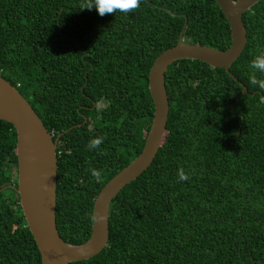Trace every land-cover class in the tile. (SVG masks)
<instances>
[{"label":"trees","instance_id":"trees-1","mask_svg":"<svg viewBox=\"0 0 264 264\" xmlns=\"http://www.w3.org/2000/svg\"><path fill=\"white\" fill-rule=\"evenodd\" d=\"M81 3L0 0V75L53 139L62 134L56 227L71 245L89 239L95 198L141 152L154 112L149 71L185 20V42L231 45L215 0H141L132 13L103 17ZM242 20L247 42L229 68L238 82L199 61L168 67L162 145L112 200L106 247L71 264H264V90L249 80L250 61L264 52V0ZM96 137L103 143L89 150ZM181 167L190 180L178 182ZM90 168L102 171L101 182ZM16 184V133L0 120V264H41Z\"/></svg>","mask_w":264,"mask_h":264},{"label":"water","instance_id":"water-1","mask_svg":"<svg viewBox=\"0 0 264 264\" xmlns=\"http://www.w3.org/2000/svg\"><path fill=\"white\" fill-rule=\"evenodd\" d=\"M215 1L229 24L230 47L222 51L185 42V20L177 44L155 59L148 75V91L154 112L144 146L139 155L113 176L95 198L92 214L95 219H92L90 237L81 245L64 242L56 227L57 148L61 135L53 139L28 101L0 75V120L11 124L16 133L17 184L11 188L19 196V205L40 253L41 264H71L88 260L106 247L112 200L148 169L162 145L169 113L165 72L172 63L180 60L203 62L212 68L224 69L238 82L229 68L240 57L247 42L242 16L261 0H237V5H233L232 0ZM239 84L242 94H247L246 87Z\"/></svg>","mask_w":264,"mask_h":264},{"label":"clouds","instance_id":"clouds-1","mask_svg":"<svg viewBox=\"0 0 264 264\" xmlns=\"http://www.w3.org/2000/svg\"><path fill=\"white\" fill-rule=\"evenodd\" d=\"M141 0H82L81 9L91 10L95 8L98 11V14L103 17L106 14H115L116 12L129 14L134 12L140 7ZM233 5H237V0H232ZM249 80L250 83L254 86H257L259 89L264 90V79L257 77V73L264 74V52L255 56L249 64ZM259 103L264 105V96H261ZM103 137H96L89 140L87 145L89 150H96L103 143ZM92 177L97 181L101 182L103 173L101 170L96 168H90ZM178 182H185L190 180V176L186 174L183 167L178 169ZM95 219V217H91Z\"/></svg>","mask_w":264,"mask_h":264},{"label":"flooded vegetation","instance_id":"flooded-vegetation-1","mask_svg":"<svg viewBox=\"0 0 264 264\" xmlns=\"http://www.w3.org/2000/svg\"><path fill=\"white\" fill-rule=\"evenodd\" d=\"M97 106V104H94V106H93V108H95ZM82 117L84 118V121H83V125H86V127H87V131H92L93 129H94V127H93V124L92 123H89V122H91V119H89V120H87V118L84 116V115H82ZM89 121V122H88ZM76 126H80V124H78V125H76ZM73 127H71L69 130H71ZM68 131V130H67ZM52 134V137H53V133H51ZM59 135H61L62 136V134H59ZM58 135V136H59ZM57 136V137H58ZM61 136L59 137V139H58V146H59V143H60V138H61ZM56 137V138H57ZM55 138V139H56ZM58 149V148H57Z\"/></svg>","mask_w":264,"mask_h":264},{"label":"built area","instance_id":"built-area-1","mask_svg":"<svg viewBox=\"0 0 264 264\" xmlns=\"http://www.w3.org/2000/svg\"><path fill=\"white\" fill-rule=\"evenodd\" d=\"M59 154V152L57 153V155Z\"/></svg>","mask_w":264,"mask_h":264}]
</instances>
